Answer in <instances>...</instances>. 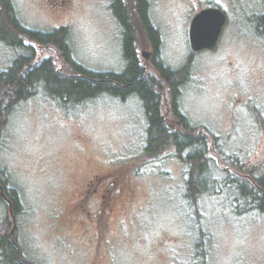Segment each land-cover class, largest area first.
Returning <instances> with one entry per match:
<instances>
[{
  "label": "rangeland",
  "instance_id": "rangeland-1",
  "mask_svg": "<svg viewBox=\"0 0 264 264\" xmlns=\"http://www.w3.org/2000/svg\"><path fill=\"white\" fill-rule=\"evenodd\" d=\"M210 1L228 19L211 51L192 52L187 37L193 15L206 6L202 0L200 4L194 0L195 7L188 0H150L149 19L162 38L163 64L173 70L188 69L178 97L181 114L218 139L214 162L208 166L218 182L208 185L218 194L203 195L197 202L186 200L188 167L176 158L175 150L166 148L154 156L145 153L147 119L137 98L121 101L102 95L63 105L39 88L17 104L0 129V171L17 190L23 210L14 219L0 204V238L15 232L13 240L20 243L26 262L81 263L78 243L83 229L57 223L77 222L79 215L71 205L85 192L89 195L87 184L92 182L90 190H94L96 184L106 182L113 185L114 199L126 206L116 210L113 226L120 217L130 222L139 239L136 247L145 254L156 249L160 264L170 260L171 264H264V214L238 213L249 202L235 201L240 193L234 183L222 184L227 179L236 182L235 175L264 174V40L253 25V16L264 12V4L262 0ZM107 4L108 0H83L65 13L50 14L26 2L19 13L33 30L67 28L74 60L85 68L120 73L125 66L123 34ZM128 18L135 26L141 22L137 15ZM137 26L133 29L136 53L149 68L151 64L140 57L147 48ZM31 46L36 49L0 46V73L21 55L33 54L37 63L50 59L59 65L54 47ZM161 92L162 118L173 123L166 89ZM233 158L238 159L236 167L231 165ZM225 167L235 175L229 178ZM61 236L70 238L72 245H58Z\"/></svg>",
  "mask_w": 264,
  "mask_h": 264
},
{
  "label": "trees",
  "instance_id": "trees-1",
  "mask_svg": "<svg viewBox=\"0 0 264 264\" xmlns=\"http://www.w3.org/2000/svg\"><path fill=\"white\" fill-rule=\"evenodd\" d=\"M262 2L264 4V0ZM138 4L142 22L148 27L153 44L156 46L157 34L149 26L146 2L138 0ZM117 8L122 9L120 4ZM117 17L122 26V49L125 61L124 70L120 73L93 72L76 62L68 42L69 30L65 27L50 32L29 29L27 37L30 44H35L39 48L54 47L59 56V65L50 59L37 63L31 54L17 57L6 71L0 73V129L17 104L34 96L39 88L51 100L60 101L63 105L69 102L73 105L82 104L102 95L121 101L137 96L147 119L145 153L148 156H154L166 148L175 150L176 158L188 167L184 195L186 200L197 202V199L203 195L218 194L208 185L217 182L212 179L208 166L210 162H214L212 155L216 154L214 148L217 147L218 139L205 128L193 126L187 117L181 114L176 101L177 82L187 78L188 69L173 70L165 66L163 62L155 63L149 68L147 63L146 66L143 65L140 59H137L135 37L129 26V18L120 11ZM253 23L256 25V34L264 40V13L256 17ZM5 34L6 32L0 28V35ZM33 49L36 48L29 45L25 51H33ZM151 73H158L167 84L169 91L166 93L169 98H172L169 101L170 110L168 111L175 119V123L167 122L165 118H162L161 90L157 88ZM232 160L231 165L236 167L234 165L238 159ZM224 170L230 178L233 174L232 169L225 167ZM235 176L238 178L236 182L227 179L223 180L222 184L234 183L235 189L240 193L235 201L240 202L245 198L249 202L244 211L237 210V212L256 211L264 214V174L256 176L253 171L247 173L248 177ZM206 177L210 179L206 180ZM1 189L3 192L0 191V204L7 206L15 219L23 213V210L17 190L10 185L2 171H0ZM15 236L14 232L13 238ZM15 256L13 245L5 236L1 237L0 264L14 263Z\"/></svg>",
  "mask_w": 264,
  "mask_h": 264
},
{
  "label": "flooded vegetation",
  "instance_id": "flooded-vegetation-1",
  "mask_svg": "<svg viewBox=\"0 0 264 264\" xmlns=\"http://www.w3.org/2000/svg\"><path fill=\"white\" fill-rule=\"evenodd\" d=\"M79 1L83 0H0V28L3 29L4 32H6L5 35H0V46L11 49H19L22 51L26 50L29 47L30 41L27 37V31L30 29V27L24 24V22L20 18L19 13V11L22 12V4H26L27 2L28 4L36 6L38 9L46 10L47 13L60 14L70 10L71 6ZM188 1L192 3V7L196 6L194 4V0ZM195 1L197 4L201 3V0ZM202 1L204 2V4H206V6H203V8L199 10L197 9L196 13L193 15L191 21L189 22L187 35L188 42L190 25L193 18L201 11L207 9H218L225 15L226 18L225 24L221 29V33L217 41L218 44L222 38L224 27L226 26L228 19L226 17V14L220 8L215 7L213 4H211L212 2L210 0ZM145 2L146 14L148 21L150 22V0H145ZM119 4L122 8L121 10L117 8ZM106 8L116 18L119 26L121 27V31L122 26L118 20L117 13L120 11L128 17L130 15H137L138 19L141 21H136L138 23L136 24V26L138 25L137 33L140 39L143 41V45L147 48L140 52V57L146 60V62H149L151 65L163 62L161 59L162 38L160 32L151 23L149 24L150 28H152V30L157 34V44L155 46L153 44L151 35L149 34L148 27L144 25L140 17L138 0H108ZM263 13L254 15L253 21L256 17L261 16ZM253 25L256 31V25L254 23ZM129 26L132 30L136 27L133 23H129ZM143 53H147L149 56L146 58L143 56ZM137 59H139L138 55ZM150 75L155 79L157 88H160V90L166 89V92L169 91L165 80L158 73H151ZM185 80L177 82V103L178 97L180 95V89ZM136 98L140 100L137 96ZM171 99L172 98H169V101H171ZM91 184L92 182L87 184L86 191L89 193V195H87L85 192L82 199L75 201V203L71 205L72 210L79 215L75 217L76 219H78V221H71L68 223L60 221L57 223L58 225H64V227H66L68 224H77L81 229H83V232L81 231V241L78 243V254L82 255L83 258L81 261V258L79 257V262L81 263L78 264H151V262L159 263L156 258V249L147 250V253L145 254L141 252L143 251L142 249H138L136 247V244H139V239H136L135 232H131L132 228L129 226L130 222L125 221V218L120 217L115 221V225L113 226L112 217L115 214L116 210L118 209L119 211L120 208H126V206H120V201L114 199L116 197V192H112L113 185H108L106 184V182H102L96 184L94 190H90ZM104 184H106L108 187ZM0 191H2V189ZM88 197L91 198L87 199ZM113 227L119 232H113ZM7 239L11 243V245H13L16 252L14 263L12 264H31L26 262L23 249L21 250L20 243L18 241L15 242L13 240V235H9ZM56 243H58V245L60 246L72 245L71 239L66 236L59 237ZM141 255L144 256V258H139V256ZM164 260L167 261L166 258ZM166 264H171V260L169 262H166Z\"/></svg>",
  "mask_w": 264,
  "mask_h": 264
},
{
  "label": "water",
  "instance_id": "water-1",
  "mask_svg": "<svg viewBox=\"0 0 264 264\" xmlns=\"http://www.w3.org/2000/svg\"><path fill=\"white\" fill-rule=\"evenodd\" d=\"M225 19V15L218 9H207L198 13L193 18L189 30V45L192 52L214 50ZM143 56L147 58L149 55L143 53Z\"/></svg>",
  "mask_w": 264,
  "mask_h": 264
}]
</instances>
